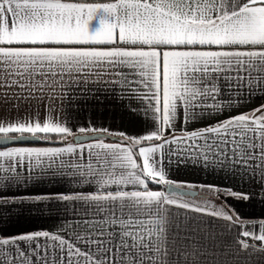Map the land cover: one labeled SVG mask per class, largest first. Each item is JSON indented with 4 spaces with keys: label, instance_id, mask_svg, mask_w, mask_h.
Masks as SVG:
<instances>
[{
    "label": "snow or ice",
    "instance_id": "obj_1",
    "mask_svg": "<svg viewBox=\"0 0 264 264\" xmlns=\"http://www.w3.org/2000/svg\"><path fill=\"white\" fill-rule=\"evenodd\" d=\"M90 82L140 129L71 124ZM185 187L264 203V0H0V264H202L211 231L168 207L205 211Z\"/></svg>",
    "mask_w": 264,
    "mask_h": 264
},
{
    "label": "crops",
    "instance_id": "obj_2",
    "mask_svg": "<svg viewBox=\"0 0 264 264\" xmlns=\"http://www.w3.org/2000/svg\"><path fill=\"white\" fill-rule=\"evenodd\" d=\"M88 87L97 89L95 96L88 94L83 99L65 102L68 112L72 117L71 124L88 126V122L91 120L92 124L96 127H107L115 132L125 130L131 132L134 128L136 130L140 129L141 126L139 124L134 125L130 122L126 109L122 106V102L116 99L111 92H105L103 87L98 88L95 82H90ZM75 94L79 96L78 91ZM259 102V99H257L247 107H253ZM75 104L80 105L79 109L74 107ZM57 107H59V104H57ZM71 140L72 137H69L65 143ZM105 142L110 141L105 140ZM173 147L176 146L173 145ZM173 178L188 180L193 183L205 181L208 183H225L214 177H206L202 173L192 170H181L179 175L174 172ZM53 187L56 186L53 184L36 186L37 190H51ZM232 187L237 191H247L252 188V185L247 182L241 184L239 181H236L232 183ZM183 189L192 190L197 193L195 200L183 198L185 202L198 205L205 209V211H194L192 208H178L175 205L168 207L180 213L182 217H187L188 222L193 228L199 225L202 232L211 231L213 238L206 243L205 249L201 253L204 257L202 264H264V241L256 240L251 235L248 237L242 235L245 228L250 232H255L256 235L260 234L261 229L258 221L264 219V203H260L259 199H255L252 202H243L225 196L223 193H221L220 199H216L215 195L212 197L204 196V190L202 189L186 187ZM209 200H211V203H209ZM225 201L227 202L226 204L224 203ZM227 205H231V208H228ZM232 209H235L243 218L236 220L235 224L223 220L222 217L209 214L213 211H225L230 215H234ZM59 226L60 219L55 213L51 216L45 215L38 218L25 214V216L10 226V230L31 231L43 228L55 231ZM244 242L249 244V248H244Z\"/></svg>",
    "mask_w": 264,
    "mask_h": 264
},
{
    "label": "water",
    "instance_id": "obj_3",
    "mask_svg": "<svg viewBox=\"0 0 264 264\" xmlns=\"http://www.w3.org/2000/svg\"><path fill=\"white\" fill-rule=\"evenodd\" d=\"M84 139H88V137L87 136H85V137H83ZM113 139V137H105V140H109V141H111ZM182 190H184V191H190V192H195V191H192V190H187V189H182ZM196 193V192H195ZM197 194V193H196Z\"/></svg>",
    "mask_w": 264,
    "mask_h": 264
},
{
    "label": "trees",
    "instance_id": "obj_4",
    "mask_svg": "<svg viewBox=\"0 0 264 264\" xmlns=\"http://www.w3.org/2000/svg\"><path fill=\"white\" fill-rule=\"evenodd\" d=\"M152 187H153L154 189L159 188V189H162V190H163V186H162V185H161V186L153 185Z\"/></svg>",
    "mask_w": 264,
    "mask_h": 264
}]
</instances>
